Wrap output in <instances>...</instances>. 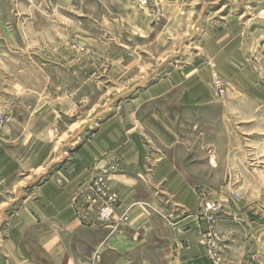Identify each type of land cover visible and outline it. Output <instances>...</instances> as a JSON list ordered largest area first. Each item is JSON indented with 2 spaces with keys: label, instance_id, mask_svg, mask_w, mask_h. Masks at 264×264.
Returning a JSON list of instances; mask_svg holds the SVG:
<instances>
[{
  "label": "rangeland",
  "instance_id": "obj_1",
  "mask_svg": "<svg viewBox=\"0 0 264 264\" xmlns=\"http://www.w3.org/2000/svg\"><path fill=\"white\" fill-rule=\"evenodd\" d=\"M47 81L54 107L66 96L63 106L73 107L54 112L60 157L39 176L24 173L25 192L112 117L131 127L136 116L166 113L176 144L163 147L152 127H136L146 142L149 179L160 165L167 177L153 179L156 205L142 204L169 222L173 213L190 214L191 206L172 194L181 184H168L177 175L201 214L205 201L220 203L216 247L200 237L207 264H264V0H152L146 8L137 0H0V110L18 88ZM160 158L169 163L158 164ZM117 208L106 224L93 214L94 226L122 229L129 217ZM165 233L158 229L157 249L166 252ZM153 246L139 257L153 261ZM91 260L103 264L96 255Z\"/></svg>",
  "mask_w": 264,
  "mask_h": 264
},
{
  "label": "crops",
  "instance_id": "obj_2",
  "mask_svg": "<svg viewBox=\"0 0 264 264\" xmlns=\"http://www.w3.org/2000/svg\"><path fill=\"white\" fill-rule=\"evenodd\" d=\"M135 24L136 30H142V21L137 19ZM49 84L47 81L33 90L18 88L11 104L0 110L5 118L0 128V264H92L95 255L103 264H159L158 255H164L167 264H207L200 241L204 217L184 180L176 175L168 184H181L172 194L179 196L183 206H191L190 214L173 213L169 222L142 204L146 201L156 205L152 200L153 179L164 181L167 177H160V165L149 179L144 164L149 158L146 142L136 127L138 122L141 127H152L163 147L176 144L178 137L172 132L174 125L166 113H150L139 120L136 116L131 127L112 117L107 125L66 153L63 164L48 178L24 191L25 184H19L24 173L39 176L60 157L56 141L63 135L55 130L54 112L73 107L63 106L69 102L67 96L58 97L60 106L54 107ZM24 96H30L32 101ZM158 161L169 163L162 158ZM94 175L102 177L118 196V212L126 210L129 218L122 229L110 231L108 225L94 226V210L83 203L82 197ZM186 196L194 201L183 202ZM15 201L16 208L7 214ZM83 213L91 216L84 219ZM162 228L166 233L161 248L165 244L166 252L157 249L158 229ZM151 244L155 248L153 261L158 258L154 262L138 254ZM111 254L113 260L108 258Z\"/></svg>",
  "mask_w": 264,
  "mask_h": 264
},
{
  "label": "built area",
  "instance_id": "obj_3",
  "mask_svg": "<svg viewBox=\"0 0 264 264\" xmlns=\"http://www.w3.org/2000/svg\"><path fill=\"white\" fill-rule=\"evenodd\" d=\"M152 0H137V5L142 8L148 7ZM5 118L0 116V128L3 127L5 123ZM85 199V203L88 208H93L94 213L97 215V219L101 223L108 222L114 216L115 207L118 205V198L115 194L109 189L107 183L103 180L102 177L96 178L89 182V185L85 188V194L82 196ZM202 212L203 217L206 219L208 229L204 231V235L208 236L205 243L209 247L211 245L213 248L216 247L217 240V231L215 229L216 217L221 211L220 203L217 200H207L203 203ZM126 210L124 211V217L127 219Z\"/></svg>",
  "mask_w": 264,
  "mask_h": 264
}]
</instances>
